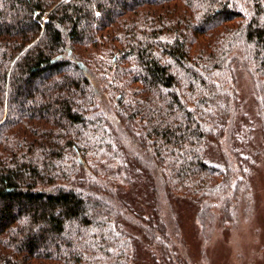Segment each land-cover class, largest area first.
I'll return each mask as SVG.
<instances>
[{
    "label": "trees",
    "instance_id": "16d2710c",
    "mask_svg": "<svg viewBox=\"0 0 264 264\" xmlns=\"http://www.w3.org/2000/svg\"><path fill=\"white\" fill-rule=\"evenodd\" d=\"M239 71L263 150L264 0H0V264H189L173 205L227 225L259 155Z\"/></svg>",
    "mask_w": 264,
    "mask_h": 264
},
{
    "label": "rangeland",
    "instance_id": "374dc122",
    "mask_svg": "<svg viewBox=\"0 0 264 264\" xmlns=\"http://www.w3.org/2000/svg\"><path fill=\"white\" fill-rule=\"evenodd\" d=\"M238 92L244 102L245 114L255 129L251 153L259 152L250 170L249 187L236 206L231 222L225 225L218 219L200 223L199 217L186 201L173 205L178 220L177 245L189 264H264V149L257 133L253 83L246 72L239 71ZM216 158V149H211ZM140 264H151L145 255Z\"/></svg>",
    "mask_w": 264,
    "mask_h": 264
}]
</instances>
